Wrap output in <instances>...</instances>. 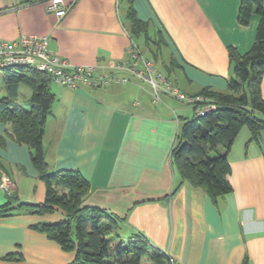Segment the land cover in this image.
Returning <instances> with one entry per match:
<instances>
[{"label":"crops","instance_id":"crops-1","mask_svg":"<svg viewBox=\"0 0 264 264\" xmlns=\"http://www.w3.org/2000/svg\"><path fill=\"white\" fill-rule=\"evenodd\" d=\"M22 1L0 0L1 39L47 34L51 52L75 65H96L97 74H111V63L127 58L132 37L124 1L63 0V17L48 11V3ZM241 2L135 0L134 7L164 39L157 67L169 68L183 91L198 94L205 87L227 91L234 74L229 48L245 53L254 43L259 15L239 23ZM22 85L19 97L29 93ZM50 88L55 99L43 139L49 167L78 169L91 186L83 205L119 216L124 239L142 234L184 264H264V131L256 141L247 127L241 130L229 154L232 190L214 200L189 181L176 189L181 176L173 148L194 106L168 95L154 103L150 86L135 79L81 88L52 81ZM6 93L1 75L0 97ZM8 127L0 123V174L13 179L21 201L42 202L46 184L31 149L6 133ZM8 200L0 187V205ZM65 218L61 210L0 217V264H72L75 251L32 228ZM11 253L23 258H4Z\"/></svg>","mask_w":264,"mask_h":264},{"label":"trees","instance_id":"trees-1","mask_svg":"<svg viewBox=\"0 0 264 264\" xmlns=\"http://www.w3.org/2000/svg\"><path fill=\"white\" fill-rule=\"evenodd\" d=\"M122 1L127 4L126 21L132 39L142 51L148 52H145L148 55L145 56L157 66L162 60L161 50L165 44L161 32H150L149 22L137 15L135 0ZM22 2L49 3L51 0ZM255 13L260 20L251 49L240 53L235 47L229 48L234 74L228 81L227 91L205 87L198 93L208 97L216 108L204 115L198 114L194 108V117L183 121L173 148V164L181 176L176 189L183 181H189L217 200L232 190L228 177L231 173L229 154L241 130L247 127L251 139L260 140L264 131V98L261 94L264 75V0H242L239 23L248 24ZM4 71L7 93L0 97V123L9 126L6 133L31 149L33 164L46 184V196L42 202L31 203L21 201L13 193L6 203L0 205V217L21 212L46 214L63 211L65 219L38 222L32 228L57 241L63 250L75 251L72 264H144L145 261L149 264H169L168 255L153 248L142 234L124 239L119 232L123 223L119 216L103 208L83 205L91 186L78 169H50L43 139L55 99L50 88L52 78L45 72L29 67ZM163 72L171 79L169 68ZM21 84L32 90L27 106L18 103ZM0 143H4L1 135ZM4 258L20 260L23 256L11 253Z\"/></svg>","mask_w":264,"mask_h":264},{"label":"built area","instance_id":"built-area-1","mask_svg":"<svg viewBox=\"0 0 264 264\" xmlns=\"http://www.w3.org/2000/svg\"><path fill=\"white\" fill-rule=\"evenodd\" d=\"M47 9L59 17L67 13L63 0H51ZM47 34H23L18 38H0V69L29 67L47 73L54 82L71 88L107 87L112 82L129 83L135 79L150 86L152 101L157 103L163 94L194 106L198 114L204 115L216 108V104L200 94L183 91L161 70L152 59L145 56L138 44L131 39L127 58L111 63L113 72L97 74L96 65H75L49 49ZM0 187L12 195L15 189L13 179L4 171L0 174ZM169 264H184L168 255Z\"/></svg>","mask_w":264,"mask_h":264},{"label":"rangeland","instance_id":"rangeland-1","mask_svg":"<svg viewBox=\"0 0 264 264\" xmlns=\"http://www.w3.org/2000/svg\"><path fill=\"white\" fill-rule=\"evenodd\" d=\"M4 73H5L4 69H0V76H1V75H4ZM22 86H26L27 91H28L29 93H28V95H27V93H25V92L21 93V95H20V97H19V99H18V103H20V104H22V105H24V106H27V103H25V101H26V99H29V98H30V95H31V93H32V90H31L30 87L27 86V85H22ZM188 105H189L190 107L193 108L192 105H190V104H188ZM245 128H246V127H245ZM219 151H222V148H219ZM144 264H149V263L145 261Z\"/></svg>","mask_w":264,"mask_h":264}]
</instances>
